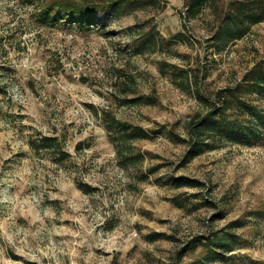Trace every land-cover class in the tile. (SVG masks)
<instances>
[{"label":"rangeland","instance_id":"rangeland-1","mask_svg":"<svg viewBox=\"0 0 264 264\" xmlns=\"http://www.w3.org/2000/svg\"><path fill=\"white\" fill-rule=\"evenodd\" d=\"M44 1L0 0V264H194L201 246L178 251L221 231L232 249L207 264H264V131L185 159L160 128L185 135L205 109L198 92L264 58V19L223 45L212 7L187 19L185 0L131 3L108 32L46 20ZM147 22L167 41L140 53L131 33ZM106 111L158 132L118 153ZM41 135H57L67 158L35 152Z\"/></svg>","mask_w":264,"mask_h":264},{"label":"trees","instance_id":"trees-1","mask_svg":"<svg viewBox=\"0 0 264 264\" xmlns=\"http://www.w3.org/2000/svg\"><path fill=\"white\" fill-rule=\"evenodd\" d=\"M151 1L155 3L158 0H46L41 14L44 19L55 23L62 21L77 24L85 29L96 28L106 31L113 16L127 5ZM206 7H212L217 21L215 34L223 45L242 38L252 24L264 19V0H226L221 5L217 0H185L184 15L187 19L197 17ZM148 20L151 21L152 18ZM147 23H149L147 28L133 30L131 33L134 51L143 53L147 49H156L160 43L167 41L163 35L157 36L155 23ZM120 90L124 93L133 91L129 85L121 87ZM198 96L201 102H204L205 109L197 110L189 117L184 125L185 135L178 132L177 122L169 127L160 126L168 128L167 131L174 141L186 144L185 159L211 150L221 142L247 144L254 141L264 131V110L259 107L257 101L264 96V58L246 70L234 84L225 85L209 95L198 92ZM142 97L146 102L153 100L148 96ZM104 116L106 129L111 134L118 153L125 151L127 142L147 137L150 132H158L157 129H146L141 125L121 120L107 111ZM29 143L35 152L49 151L61 160H65L69 155L61 146L57 135H41L38 139H31ZM137 154L143 156L141 153ZM184 180L193 185L198 184L197 180L187 178ZM78 187L85 191L92 188L82 181L78 183ZM233 234L231 231L215 232L208 235L205 241L201 236H197L178 253L182 256L201 246L199 251L201 255L194 264H207L206 260L217 254L215 247L223 250L232 249L230 240Z\"/></svg>","mask_w":264,"mask_h":264}]
</instances>
